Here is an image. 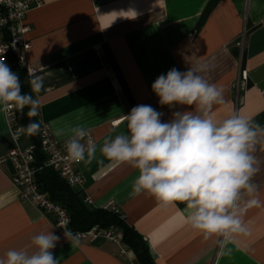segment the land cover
<instances>
[{
    "label": "crops",
    "instance_id": "crops-1",
    "mask_svg": "<svg viewBox=\"0 0 264 264\" xmlns=\"http://www.w3.org/2000/svg\"><path fill=\"white\" fill-rule=\"evenodd\" d=\"M40 1L26 15L24 37L30 48L22 51L23 64L43 77L35 98L50 135L64 142L67 130L82 124L97 144L90 165L76 164L82 182L72 188L83 202L89 200L84 204L121 211L148 243L156 264H264V208L248 210L251 235L236 237L222 252L216 238L205 240L185 223L184 204L163 207L146 194L136 195L137 170L99 152L110 133L127 132L125 115L135 106H152L163 113L162 122L174 112L192 110L161 105L151 89L173 67L185 72L206 65L199 74L224 89L225 103L214 106V116L238 112L264 128V0H218L200 27L211 0ZM129 9L136 11L135 19L123 17ZM242 37L243 52L237 46ZM58 130L66 134L57 135ZM15 143L31 148L23 130L14 141L9 116L0 111V159ZM253 155L259 162L253 182L264 200V142ZM13 173L11 163L0 164V256L9 249L31 248L34 235L51 230L60 237L51 250L60 264H136L122 242L104 234L66 240L55 227V216L20 199Z\"/></svg>",
    "mask_w": 264,
    "mask_h": 264
},
{
    "label": "clouds",
    "instance_id": "clouds-1",
    "mask_svg": "<svg viewBox=\"0 0 264 264\" xmlns=\"http://www.w3.org/2000/svg\"><path fill=\"white\" fill-rule=\"evenodd\" d=\"M123 13L124 18L137 16L133 9ZM205 70L206 65L185 72L173 67L159 75L151 85L159 103L192 110L174 112L170 121L162 122L163 113L152 106H135L125 115L127 132L110 133L99 152L111 162L137 170L132 183L136 195L146 194L163 207L184 204L185 223L205 240L216 238L224 252L236 237L251 235L245 220L248 210L264 208L253 182L259 171L253 153L264 142V128L238 112L217 119L214 106L225 103L224 89L199 74ZM27 74L31 93L39 94L43 77L35 70ZM13 107L21 112L28 108L27 115L36 117L40 99L22 91L20 77L0 56V111ZM24 131L36 135L40 124L32 121ZM64 134V130L57 131V135ZM67 134L68 159L90 165L96 159L97 144L85 126H72ZM64 237L76 242L70 232L65 231ZM59 240L53 231H42L32 237L31 248L9 249L0 256V264H60L51 251Z\"/></svg>",
    "mask_w": 264,
    "mask_h": 264
},
{
    "label": "built area",
    "instance_id": "built-area-1",
    "mask_svg": "<svg viewBox=\"0 0 264 264\" xmlns=\"http://www.w3.org/2000/svg\"><path fill=\"white\" fill-rule=\"evenodd\" d=\"M40 0H0V56L9 66L10 59H14L19 64H23L22 51L30 48V43L25 40L24 32L26 31V15L30 9L40 4ZM241 52L244 50L243 37L237 42ZM24 65V64H23ZM29 69L27 68V71ZM241 80L246 79L245 71L240 72ZM238 86L236 87V91ZM10 108L6 113L12 123V136L16 142L22 128L14 123L13 110ZM40 142L41 149L46 155V165L55 170L62 179L71 187L81 184L82 176L76 169L75 162L68 159L65 142L55 140L46 127L40 122ZM33 154L31 148L22 149L16 143L0 159V164L9 162L13 165L14 173L12 175L13 184L19 190L21 200L34 203L42 213L55 216V227L63 234L65 231L70 232L76 241H80L89 236L104 234L108 239L121 242L122 234L120 230H114L104 233H96L94 229L86 232H73L69 228V217L64 208L49 199L47 194L41 192L35 182L37 169L33 166ZM84 203H89L85 199ZM111 210H117L111 207Z\"/></svg>",
    "mask_w": 264,
    "mask_h": 264
},
{
    "label": "trees",
    "instance_id": "trees-1",
    "mask_svg": "<svg viewBox=\"0 0 264 264\" xmlns=\"http://www.w3.org/2000/svg\"><path fill=\"white\" fill-rule=\"evenodd\" d=\"M217 1L211 0L209 2L200 18L198 27L203 24L209 11ZM9 68L20 77L22 91L32 94L35 98V94L31 93L28 83L27 68L12 58L9 61ZM27 113L28 108H25L22 112L16 108L13 110L14 123L20 126L23 131L25 126L32 121L40 124L39 115L30 118ZM25 134L30 139L34 158L33 166L37 169L35 182L41 192L47 194L51 201L65 209L69 217L71 231L86 232L94 229L96 233H104L120 230L122 234L121 242L134 256L136 264H156L150 254L148 243L133 227L126 223L125 216L121 211L105 208L89 209L80 198L79 192L74 191L55 170L46 165L47 157L41 149L40 131L36 135H28L26 132Z\"/></svg>",
    "mask_w": 264,
    "mask_h": 264
}]
</instances>
